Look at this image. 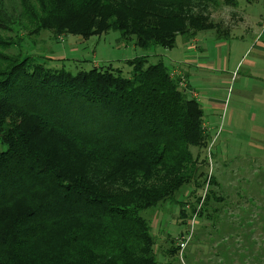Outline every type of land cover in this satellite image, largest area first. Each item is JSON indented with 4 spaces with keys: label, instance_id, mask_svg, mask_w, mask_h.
I'll return each instance as SVG.
<instances>
[{
    "label": "rangeland",
    "instance_id": "rangeland-1",
    "mask_svg": "<svg viewBox=\"0 0 264 264\" xmlns=\"http://www.w3.org/2000/svg\"><path fill=\"white\" fill-rule=\"evenodd\" d=\"M132 1L138 8L135 0L130 5ZM74 7L73 0H0V75L26 56L57 70L113 69L127 78L129 62L142 57L151 65L161 61L172 77L182 80L180 90L202 106L208 146L192 149L197 175L172 193L171 201L154 207L141 206L138 194L145 189L154 202L167 193V185L171 184L170 192L176 188L177 175H153L150 169L146 175H135L134 167L125 175L122 167L127 165L113 168L76 148H58L43 134H31V146L51 161L65 183L83 185L92 197L132 209L149 224L145 235L151 241L139 242L138 252L125 264H264V0H213L194 10L193 15L208 17L209 24L228 33L229 40L217 41L213 31L188 39L193 30L186 32L185 19L184 33L176 36L173 48L147 51L133 42L124 44L115 32L81 33L88 30L84 19L92 11L83 1ZM161 8L170 17L161 26L177 22L173 17L180 13L169 4L158 7L159 13ZM148 9L156 13L154 7ZM97 10L106 15L102 6ZM132 13L137 16L138 11ZM10 124L7 119V128ZM6 130L0 129V152L7 150ZM11 222L8 212L0 228ZM70 223L64 226L80 227L76 221ZM64 235L59 227L54 238L21 243L19 261L113 264L91 248L83 251L84 241L70 244Z\"/></svg>",
    "mask_w": 264,
    "mask_h": 264
},
{
    "label": "trees",
    "instance_id": "trees-1",
    "mask_svg": "<svg viewBox=\"0 0 264 264\" xmlns=\"http://www.w3.org/2000/svg\"><path fill=\"white\" fill-rule=\"evenodd\" d=\"M79 1L94 12L84 19L88 30L81 33L115 32L124 44L133 42L144 51L173 48L176 36L184 33L185 19L189 22L184 26L186 32L193 30L188 39L206 31H213L217 41L230 38L209 24L208 17L192 14L213 0H135L138 8L133 1L130 5L131 0H100L98 4L96 0H73L75 7ZM166 4L180 13L169 27L161 24L170 17L157 9ZM98 6L106 15L98 12ZM133 11H138L137 16ZM37 62L26 56L0 75V129H7V150L0 152V219L8 212L14 219L9 223L13 226L0 228V264H22L19 245L54 238L59 227L65 232L62 238L70 237V244L84 241L83 251L91 248L100 258L125 264L138 252L139 242L151 241L145 235L149 224L132 209L92 197L83 185L65 183L51 161L31 146L29 137L43 134L58 148H76L113 168L127 165L122 167L125 175L133 167L135 175H146V169L155 171L153 175H177L176 188L170 192L171 184L167 185V193L154 202V195L145 189V194H138L141 206L154 207L159 201H171V194L197 175L192 149L208 146L204 110L180 90L182 80L172 77L161 61L151 65L142 57L129 62L128 78L113 69L71 73ZM7 119L10 128L5 125ZM72 221L80 227L64 226Z\"/></svg>",
    "mask_w": 264,
    "mask_h": 264
},
{
    "label": "crops",
    "instance_id": "crops-1",
    "mask_svg": "<svg viewBox=\"0 0 264 264\" xmlns=\"http://www.w3.org/2000/svg\"><path fill=\"white\" fill-rule=\"evenodd\" d=\"M229 39H231V36H230ZM229 39H228V40H229ZM225 41H226V40H225ZM219 42H221V41H219ZM222 42H223V41H222ZM182 73H183V72H182ZM183 74H185V73H183ZM185 76H186V80H187V75L185 74Z\"/></svg>",
    "mask_w": 264,
    "mask_h": 264
}]
</instances>
